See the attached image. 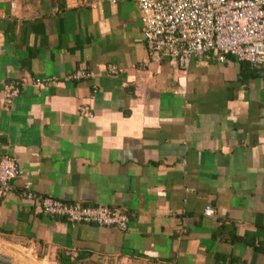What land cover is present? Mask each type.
Masks as SVG:
<instances>
[{
	"label": "crops",
	"instance_id": "1",
	"mask_svg": "<svg viewBox=\"0 0 264 264\" xmlns=\"http://www.w3.org/2000/svg\"><path fill=\"white\" fill-rule=\"evenodd\" d=\"M1 154L19 164L0 197L12 264H264L263 73L148 58L132 1L0 0ZM46 196L122 207L128 226L46 215Z\"/></svg>",
	"mask_w": 264,
	"mask_h": 264
},
{
	"label": "built area",
	"instance_id": "2",
	"mask_svg": "<svg viewBox=\"0 0 264 264\" xmlns=\"http://www.w3.org/2000/svg\"><path fill=\"white\" fill-rule=\"evenodd\" d=\"M116 4L127 0H103ZM136 4L140 14L146 55L150 59L165 58L181 72H186L194 56L211 53L222 61L226 55L244 60L264 75V0H128ZM11 6L13 3L11 2ZM109 73L118 69L107 66ZM88 71L78 69L69 78H85ZM43 79L34 78V83ZM21 83L11 80L1 93L7 99L15 97ZM94 92V91H93ZM79 114L92 117L88 107L80 105ZM19 164L16 158L0 155V197L12 188ZM27 199L34 194L27 190ZM42 213L68 222L113 226L120 231L128 226V214L122 207L103 204L85 205L43 197L39 202ZM204 214L211 216L210 206Z\"/></svg>",
	"mask_w": 264,
	"mask_h": 264
},
{
	"label": "trees",
	"instance_id": "3",
	"mask_svg": "<svg viewBox=\"0 0 264 264\" xmlns=\"http://www.w3.org/2000/svg\"><path fill=\"white\" fill-rule=\"evenodd\" d=\"M59 261H60V264H73L72 262H70V258L63 254H60Z\"/></svg>",
	"mask_w": 264,
	"mask_h": 264
},
{
	"label": "water",
	"instance_id": "4",
	"mask_svg": "<svg viewBox=\"0 0 264 264\" xmlns=\"http://www.w3.org/2000/svg\"><path fill=\"white\" fill-rule=\"evenodd\" d=\"M0 264H12L11 259L7 256L0 254Z\"/></svg>",
	"mask_w": 264,
	"mask_h": 264
},
{
	"label": "rangeland",
	"instance_id": "5",
	"mask_svg": "<svg viewBox=\"0 0 264 264\" xmlns=\"http://www.w3.org/2000/svg\"><path fill=\"white\" fill-rule=\"evenodd\" d=\"M22 264H27L25 263L23 257H22ZM29 264H49V263H44V262H41L40 260H37V261L34 260V262H30Z\"/></svg>",
	"mask_w": 264,
	"mask_h": 264
}]
</instances>
